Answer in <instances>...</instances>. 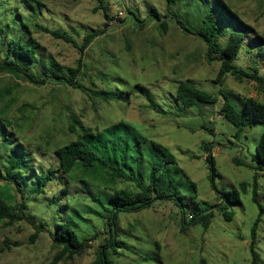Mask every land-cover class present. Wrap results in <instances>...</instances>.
<instances>
[{
  "label": "rangeland",
  "instance_id": "obj_1",
  "mask_svg": "<svg viewBox=\"0 0 264 264\" xmlns=\"http://www.w3.org/2000/svg\"><path fill=\"white\" fill-rule=\"evenodd\" d=\"M35 1L0 0V52L6 55L12 39L34 38L48 54L27 68L36 73L42 64L44 71L37 74L52 81L36 86L0 73V198L15 206L22 201L17 185L5 173L15 167L12 177H20L24 183L19 184L26 189V215L35 221V225L22 221L13 226L0 221V264H51L59 252L52 241L58 225L69 222L73 212L85 215L82 206L96 207L92 198L75 199L66 182L61 190L53 180L46 191L34 192L47 171L58 167L56 149L75 138L68 129L71 115L95 132L134 128L146 139L143 157L152 164L153 143L167 148L176 164L161 179V190L171 187L183 199L188 219L192 213L215 212L208 228L188 223L186 232L181 229L183 209L176 200H158L139 212H120L121 245L106 248L110 264H252L251 233L259 207L253 201L257 171L251 166L264 123L239 131L221 116L225 99L219 95L226 94L242 112L248 97L264 105V86L239 83L230 76L215 82L221 63L209 64L205 42L181 25L193 32L208 26L224 46L235 30L243 31L241 22L247 24L245 42L233 65L258 70L264 77V0H223L228 10L217 0H42V13L28 22L25 17L32 16L25 5ZM151 9L166 19L167 31L151 16ZM36 24L66 31L79 45L87 34L103 31L83 54L79 88L59 81L77 65L81 52ZM187 80L218 96V102L185 108L176 92ZM210 154L215 177L207 159ZM72 181L74 189L81 188ZM88 181V190L105 201L113 190H138L131 182L108 186ZM241 183L249 184L246 192L240 190ZM233 190L240 192V200L228 203L223 193ZM259 192L264 198V177L259 179ZM221 206L233 214L231 221L225 220ZM102 213L103 218L85 215L76 225L81 239L91 240V248L59 264H99L101 247L111 239L105 223L109 211ZM258 229L255 248L264 261V217ZM35 231L39 236L32 243Z\"/></svg>",
  "mask_w": 264,
  "mask_h": 264
},
{
  "label": "trees",
  "instance_id": "obj_2",
  "mask_svg": "<svg viewBox=\"0 0 264 264\" xmlns=\"http://www.w3.org/2000/svg\"><path fill=\"white\" fill-rule=\"evenodd\" d=\"M217 2L223 9H229L223 0H217ZM43 4L42 0L35 1V5L34 3H26L25 12H31L30 14L32 17L29 19L25 17V20L29 22L30 19H33V16L42 13ZM99 8L103 9L104 5L100 3ZM104 14L106 18H110L107 12ZM150 14L152 17H155L164 30L167 31L166 19H161L160 13L155 9H151ZM241 24L243 25V31L235 30L224 46L219 44L215 32L211 31L208 26H204L199 31L193 32L183 25H180L185 32L199 37L205 42L207 45L206 60L209 64L213 61H219L221 63L215 82L220 83L225 77L230 76L239 83L253 81L264 86V77L260 75L258 70L249 72L233 65V61L239 54L248 33L246 32L248 25L242 22ZM36 27L40 31L50 34L56 39L71 44L75 49L81 52L82 57L77 65L75 67H70L68 71L64 73L65 78L59 81L60 84L67 83L73 88H79L77 82H79V77L83 73V54L92 44L93 40L100 36L103 31H93L87 34L82 44L79 45L66 31L51 30L40 24H36ZM47 54L48 52L46 49L43 50L41 44L34 38L22 36L20 39H12L7 46L6 55L0 52V73L9 74L15 79L36 86L50 85V77L46 74L41 75L44 71L42 64L36 70V73L30 72L27 68L28 63L35 64L46 58L45 56ZM36 67L37 66H35V68ZM219 96L225 99L220 109L221 116L235 125L239 131L251 127L254 123H264V105L255 98H246L244 110L239 112L226 94L221 92ZM176 98L185 108L189 109L201 107L202 105H215L219 100L218 96L199 89L194 85L192 80H187L179 84ZM68 125L70 133L74 134L75 138L68 144L56 149L55 153L59 158L58 167L50 168L47 171L41 179V182L35 187L34 192L40 194L46 191L45 188L50 185L53 180H57V185L61 186L59 187L61 190L63 183L66 182L67 189H71H69V192H71L75 199L82 196L85 199L92 198L94 201L96 206L95 209H91L87 205L86 207L82 206L80 209L86 213L85 215L93 213L103 218L104 214L102 211H109V215L105 217V223L108 226L111 239L108 240L107 245L101 247L99 264H110L106 248L110 247V249H114L121 245L117 240L118 215L120 212H139L151 208L158 200L171 199L176 200V203H179V207L183 209L181 218L182 232L187 231V226H189L188 223L194 225L201 224L204 228H208L211 225L215 216L214 211L209 210L204 213H192V216L188 219V215L185 213L183 199L171 187L170 191L161 190V179L166 174L168 167L176 164L175 157L167 148L158 143H153L152 155L154 156V162L152 164L147 157H143L144 152L142 150V145L146 139L137 135L136 130L130 126H126L122 133L116 131V127L107 129V131L95 132L74 115L69 116ZM136 141H138V144ZM207 159L211 162L213 176L215 177L216 171L213 166V156L210 154ZM237 163L241 164L242 162L237 160ZM251 167L257 171L253 182V201L259 207V216L251 233V262L252 264H264V261L260 259L255 248L259 230L258 226L264 217V198L259 192V179L264 177V135L256 150L255 164ZM14 170L15 167H11L5 171V173H7V180L17 185L22 201L19 206H15L0 198V221H6V224L9 226H13L22 221L35 225L34 218L26 215L28 209L27 198L23 193L24 187H21L19 184L23 181L20 177H12ZM74 172L78 174L76 179L72 177ZM72 180H74L75 183L79 182L81 188L74 189L72 187V185H74ZM88 180L93 181V183H101L108 186H114L118 182L125 184L131 182L136 184L138 190L116 189L108 195L105 201L88 190L90 186ZM145 181H147V186H144ZM248 186V183H241L240 190L246 192ZM24 191H26V189ZM223 195L228 203H234L240 200V192L238 190L224 192ZM98 207H100L102 211L98 210ZM221 208L225 220L231 221L233 214L228 210L227 206H221ZM85 215L82 216L79 211L76 213L73 212L70 215V217L73 216V218H71L69 222L58 225L52 241L59 252L51 264H59L60 261L66 258L73 259L75 256L81 255L91 248V240L81 239L78 227H76L77 223L81 221V218H86ZM76 216L78 217L75 221H72ZM38 236L39 231H35L32 243H34Z\"/></svg>",
  "mask_w": 264,
  "mask_h": 264
}]
</instances>
